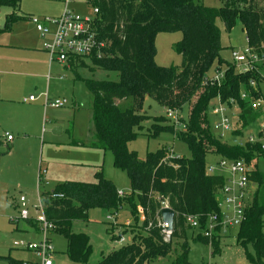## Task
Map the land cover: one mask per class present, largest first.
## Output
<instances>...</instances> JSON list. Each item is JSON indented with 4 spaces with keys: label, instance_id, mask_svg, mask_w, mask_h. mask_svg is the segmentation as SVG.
Segmentation results:
<instances>
[{
    "label": "trees",
    "instance_id": "trees-1",
    "mask_svg": "<svg viewBox=\"0 0 264 264\" xmlns=\"http://www.w3.org/2000/svg\"><path fill=\"white\" fill-rule=\"evenodd\" d=\"M22 1L0 0V8L14 10L7 16L0 34L29 19V16L16 14ZM91 2L99 10L97 32L108 47L103 50L102 58L92 59L93 67L87 68L90 72L117 73L119 79L116 82L83 79L93 96L94 137L90 142L73 140L70 145L112 153L114 166L128 175L132 192L120 194L115 184L103 177L101 170L96 174L95 183L65 182L52 191L41 193L47 220L55 226L53 234L66 239L69 259L78 264H89L93 252L90 238L86 234L73 233V222L88 221L92 209H105L117 214L124 206L130 207L138 220L139 207L144 217L140 226L143 233L133 234L131 242L104 256L97 264H147L173 252L178 254L174 264H191L189 237L206 245L217 246L218 242L216 236L204 237L201 230L198 234L193 231L187 225V218L202 217L203 229L206 218L214 214L221 217L223 210L222 192L226 178L206 172V157L216 155L220 160H241L249 166L254 158L264 157L261 143L230 145L215 134L214 122L210 121L212 102L218 99L226 104L235 101L239 106V129L233 134L235 138L241 139L244 130L259 118L262 110L252 108V99L262 96L259 91L252 90L251 83L258 85L263 80L264 66L258 65V71L237 72L235 63L221 55L224 48L218 23L222 22L226 30L231 31L239 21L248 46L260 53L264 48V0H224L221 8L206 7L200 0ZM177 32L183 34L182 41L175 46L176 52L182 56V65L158 66L155 62L157 34ZM84 63L78 59L71 63V68H84ZM211 70L224 71L220 84H206ZM243 93L247 94L245 100L242 99ZM147 97L167 111L178 110L179 114L184 106H189L185 131H176V125H160L166 122L165 117L154 118L157 123L152 129L154 137L164 132L173 134L188 146L192 158H177L170 156L167 149H159L141 160L136 151L129 150V143L136 140L144 128L143 124L150 119L144 109ZM1 139L0 145L3 144ZM249 181V186L263 185L264 175L257 165ZM52 194L63 197L53 199ZM258 194L251 204L245 203L237 234L239 245L253 247V253L247 255L251 264H264V206ZM162 202H167L175 212L169 241L165 240L161 226ZM28 222L38 231L34 220ZM119 237L120 234L113 240L118 241ZM0 260L8 264L23 262L9 257H0Z\"/></svg>",
    "mask_w": 264,
    "mask_h": 264
},
{
    "label": "rangeland",
    "instance_id": "rangeland-1",
    "mask_svg": "<svg viewBox=\"0 0 264 264\" xmlns=\"http://www.w3.org/2000/svg\"><path fill=\"white\" fill-rule=\"evenodd\" d=\"M200 1L210 8H221L224 5V0ZM69 8L83 17L94 16V6L91 0H71ZM63 10L64 4L58 0H23L16 14L21 17L34 16L44 20L60 17ZM13 13L14 10L9 7L0 8V28L6 17ZM218 25L222 32L221 44L224 48L221 55L226 60L232 61V49L239 52L247 49V36L239 21L231 31H227L222 22ZM37 32L35 25L26 19L14 25L9 32L0 34V100H3L0 101V137L5 131H10L15 138L14 144H8V147L5 143L0 145V257L10 256L17 261L34 260L32 253L21 251L13 246L15 241L31 238L22 231L26 220L18 223L9 221L10 217L18 215L20 210L18 202L21 197H26L29 201V212L34 218L41 213L40 209L38 212L33 209V206H39L38 193L54 189L65 182L95 183L96 174L101 170L103 177L112 181L120 194L132 192L128 175L114 166L112 153L87 146L70 145L73 140L90 142L94 137L93 96L83 79L116 82L119 79L118 74L102 70L90 72L89 68L93 67L90 61L84 63L86 67L76 71L82 78L81 80L76 78L75 71L63 70L60 76L63 80L58 84H52L50 98L52 101L66 99L69 103L65 108H52L45 112L42 102L33 104L29 101L31 96L36 98L39 95V92L35 90V79L33 76H28L35 75L29 66L36 55L32 49H26V47L38 45L39 41L43 44L41 35ZM182 39L181 32L157 34L155 62L158 66L180 67L182 65V56L175 50V46ZM56 64L54 70L59 66ZM215 72L211 70L210 75L213 76ZM237 72H239L238 67ZM262 78L263 80L256 87L264 101V74ZM37 84L39 89L40 85L44 86L41 91H46L44 82L40 83L37 80ZM216 104L217 101L212 102V105ZM36 106H40L39 109ZM144 109L150 119L143 124L144 128L136 140L129 143V150L136 151L141 160H145L149 153L159 149H167L170 156L177 158H192L188 146L176 139L173 134L164 132L154 137L152 129L153 124L157 123L154 118L165 117L166 122L160 125H176V131H185L189 119V106H184L180 111L178 123L168 118L167 109L149 97L145 99ZM233 113L239 115L240 109L235 108L229 114L235 122L237 118H233ZM210 121L215 122L211 114ZM263 127L264 111H260L258 120L244 130L241 139L235 138L232 134L224 140L234 145L238 141H248L252 138L264 146ZM216 135L215 137L218 136ZM220 159L216 155H208L206 172L224 176L226 185L232 187L231 172L217 166ZM256 165L260 173L264 175V157L252 160L250 166L253 171L256 170ZM210 167L215 170L210 172ZM45 170L48 173L46 181L51 182L52 186L46 185L44 181L39 186V174ZM258 192L259 201L264 206V183L249 186V197L245 203L251 204ZM138 211L139 218L136 220L130 207L127 206H124L117 214L105 209H92L88 221L73 222L71 227L73 233L86 234L90 238L93 252L89 264L99 263L104 256L131 242L133 234L138 236L143 233L140 227L143 215L139 207ZM223 213L232 217L225 203ZM136 223H138L137 227H135ZM238 230V226L218 225L211 236L212 238L216 236L217 246L195 242L189 237V262L191 264H251L247 255L253 253V247L251 245L243 247L237 243ZM124 232L126 234L125 243L113 240L114 236L124 234ZM31 239L38 240V236ZM51 242L55 251L53 264H78L69 259L66 253L67 241L62 235L53 234ZM174 245L175 241H173V247ZM216 249L217 252H215ZM177 256L178 254L173 252L165 258H158L147 264H174ZM0 264L8 263L0 261Z\"/></svg>",
    "mask_w": 264,
    "mask_h": 264
},
{
    "label": "built area",
    "instance_id": "built-area-1",
    "mask_svg": "<svg viewBox=\"0 0 264 264\" xmlns=\"http://www.w3.org/2000/svg\"><path fill=\"white\" fill-rule=\"evenodd\" d=\"M64 4V10L62 15L58 18H45L41 20L34 16H30L29 20L35 25L37 31L40 33L43 40V50L48 54L50 63L56 62L65 67L71 68V63L76 60L91 61L92 59H100L103 56L104 49L108 47V43L104 42L96 29V23L99 15V10L94 8L93 17H83L74 13L70 10L71 0H58ZM232 62L239 68V72L244 74L247 72L258 71V65L264 66V48L260 53L255 52L249 46L244 52L231 50ZM224 77V71H216L215 74L208 79H206V84L215 85L220 84V80ZM257 83L252 82L251 88L254 92L257 91ZM247 94H242V99L245 100ZM30 100H35L32 96ZM217 104L211 107V114L215 118V122L212 124L213 131L222 140L234 134L239 129V115L233 113V118H237V121L229 117L230 112H233L235 108H239L235 101H231L230 104L223 103L220 99L216 100ZM68 100L57 99L50 101L45 95V108L61 109L68 105ZM252 108L254 110L264 111V101L262 98L252 99ZM167 116L172 121L177 123L179 121V111L168 110ZM264 130V127H263ZM263 132V131H262ZM5 137L8 142L13 140V136L6 133ZM246 143L255 144L252 138L248 141L237 142L236 145L244 146ZM262 145V144H261ZM262 149L264 146L262 145ZM219 168L228 169L233 177L232 187L225 186L222 194L223 201L221 203V208L223 209L224 203L226 209L231 212L230 215L223 213L222 216L210 215L205 220V228L202 229V217L190 216L187 218V225L195 232L200 233L202 236L211 237L212 233L218 225L226 226H240L243 220L245 201L249 197V178L252 173L251 166L247 165L246 162L238 160H220L217 165ZM210 172L215 169L213 167L209 168ZM47 171L40 172L39 174V186L41 182L46 181ZM41 193L38 198V205L33 206L37 212L40 209L41 213L38 216L32 218L29 212L30 203L26 197H21L19 199L18 205L20 210L16 217H10L9 221L11 223H18L23 220H34L38 225V231L41 239L39 241L21 240L15 241L13 246L16 249H20L34 255V260L23 261L22 264H53V254L55 253L52 242L51 235L55 229V226L47 220L45 214V204L41 198ZM53 199L62 198L61 194H52ZM162 207L169 208L167 202H162ZM144 221V217H143ZM163 228V233L165 234L166 241L171 238L172 231H167V225L163 222L161 223ZM212 238V237H211ZM125 243V235L120 234L119 240Z\"/></svg>",
    "mask_w": 264,
    "mask_h": 264
},
{
    "label": "crops",
    "instance_id": "crops-1",
    "mask_svg": "<svg viewBox=\"0 0 264 264\" xmlns=\"http://www.w3.org/2000/svg\"><path fill=\"white\" fill-rule=\"evenodd\" d=\"M5 22H6V20H5ZM5 22H4L3 26H2V28L4 27ZM26 49H32L33 53H35V55H36V56L33 57V61L30 63L31 65L29 66V68L35 72V75H28V76H33V78L36 81L35 90L39 92V95H38V97L35 98V100H30L29 99V101H30V103H33V104L42 102L44 111L46 112L48 109H52V108H45V105H44L45 104V95H47L48 99L50 101H52L51 98H50L52 84L53 83L58 84L60 81L63 80V78L60 77L63 70L77 71L79 68L78 69L76 68V69L73 70V67L72 68H68V67H65L63 65H60L59 63H57V64L54 63V62L50 63L49 56L43 50V44L40 41L38 42V45H36L34 47L33 46L32 47H26ZM55 64L57 66L58 65L59 66L56 67L55 70H54V65ZM37 80L40 83L44 82V84L46 85V88H47L45 92L41 91V90H43L42 88L44 86L40 85V89H39V87L37 86L38 85L37 84ZM0 101H3V100H0ZM36 107L39 109L40 106H36ZM6 133L10 134L11 136H12V133L10 131H5L4 134L1 135L3 144L5 143L6 147H8V144H11V145L14 144L15 138L13 137V140L8 142L6 137H5ZM47 175H48V173H47ZM50 185L52 186L51 182H49V186ZM52 190H53V188H51V190H48V191H52ZM44 192H47V191H44ZM40 193H43V192H40ZM40 193H38V196H39ZM24 226L25 227H23L22 231L25 233V235H27V236L30 235L31 238H33L34 236H36V237L38 236V240H32L31 238L27 239V240L39 241L41 239V237L39 235V231H36L34 229V227L28 221L26 222V224ZM52 235H51V237H52ZM9 258L15 260V258H11L10 256H9ZM0 261L1 262H6V261H2V260H0Z\"/></svg>",
    "mask_w": 264,
    "mask_h": 264
},
{
    "label": "water",
    "instance_id": "water-1",
    "mask_svg": "<svg viewBox=\"0 0 264 264\" xmlns=\"http://www.w3.org/2000/svg\"><path fill=\"white\" fill-rule=\"evenodd\" d=\"M160 217L162 222L167 225V231H172L175 219V212L171 208H164L160 212Z\"/></svg>",
    "mask_w": 264,
    "mask_h": 264
}]
</instances>
